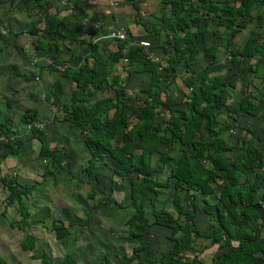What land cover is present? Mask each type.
Listing matches in <instances>:
<instances>
[{"label":"trees","instance_id":"trees-1","mask_svg":"<svg viewBox=\"0 0 264 264\" xmlns=\"http://www.w3.org/2000/svg\"><path fill=\"white\" fill-rule=\"evenodd\" d=\"M197 1L200 6L196 5ZM27 5H37L38 0H24ZM136 8L135 0H131ZM164 5H170L168 17L160 16V25L148 30L149 36L163 34V53L169 55L162 64L152 62L143 55L139 45L130 48L125 53L126 39L117 40V50L109 53L105 58L99 53L98 45H90V53L76 68L69 66L58 58L60 47L57 37L65 35L63 24L66 18L57 13L43 12V18L37 19L26 30L27 34L36 36L32 42L33 52L42 51L49 61L47 69L73 84L70 93L69 107L71 125L78 128L84 140L85 147L90 152L85 173L88 177L93 174V169L98 163H104L109 157L117 164L115 172L125 175L131 171L137 173L136 181L130 183L129 206L135 211L130 217L128 225L133 229L127 236V240L134 242L141 238L147 227V219L144 214L143 203L148 200V192L155 191L163 184L153 180L152 175L158 169L168 167L170 176L175 180L172 204L176 215L167 210L157 211L152 208V215L156 218L155 224L162 228L171 229L170 240L172 248L167 252L153 250L149 243L140 241L132 249V254L125 260L130 264L137 260V264H188L185 255L194 249L197 239L210 240L211 244L221 249H228L227 253L220 254L211 260V264H264V191L259 204L254 200V192L257 185L239 184L238 181L251 171L256 163H264V155L254 147V135L251 134L247 145L240 149L239 154L233 160L225 157L224 152L230 148L223 144H215L207 141L205 133H199L197 128L203 125L205 132L220 135L229 129L228 125H221L214 114L215 109L224 107L228 118L240 113L247 117H257L264 112V94L253 87L252 81H248L250 90L241 88L242 98L237 107L231 104V96L227 88L237 87V82L231 80L228 83L222 81L220 75L209 76L219 71L217 66L208 63L200 73L188 74L182 80L185 85L183 90L186 109L172 110L175 105L170 98L161 100L152 94L151 101L145 100L141 104L133 105L126 97L125 87L119 84V77L113 76L110 84L115 86L112 97L90 102L92 92L102 91L108 79V67L117 64L123 58L128 62L130 70L142 71L150 74L151 90H157L160 79V71L175 73L178 63L184 61L185 71L191 70V61L200 53L215 57L217 49L213 46L206 47L204 40L205 26L197 25L194 31L189 29L187 18L191 14L199 12L203 7L208 12H220L219 21L226 27L224 33L229 37L222 39L220 44L231 57L232 64H249V70L255 77L264 76V46L258 44L257 37H250L244 46L229 50L233 44L239 28L244 27V21L249 12L257 7L264 6V0H163ZM80 11L79 7L72 11ZM82 11V10H81ZM82 14V13H81ZM83 16V15H82ZM262 14H258L256 25L261 26ZM44 22L48 29L43 35H38L37 25ZM235 25V27H234ZM67 36L75 39L78 35L86 34L97 37L99 29L90 32L89 29L66 28ZM131 42H129L130 44ZM170 44L173 53L169 54L165 45ZM92 60V63L89 62ZM39 72L42 67L37 68ZM168 80L176 83V77L168 76ZM198 83V92L193 90V85ZM48 96L53 99L52 105H59L62 96V84L56 80L50 86ZM87 106V108H86ZM170 113V116L164 112ZM161 117L162 123L154 125L155 119ZM28 124L33 120L30 117ZM170 133V136L166 134ZM11 130L5 124H0V148L9 150L10 155H17L24 146L25 141L14 140ZM122 138L120 146H112L115 138ZM40 148L38 156L49 159V170L54 171L69 166L66 155L60 148L50 149L43 140H39ZM178 141L182 146L190 147V150L180 148L181 157L173 159L167 153H161L153 168L151 158L160 145H172ZM4 157V156H3ZM4 159L0 157L1 160ZM207 162L206 167L201 163ZM258 177V175L256 176ZM221 182V191L218 195V203L211 205L205 203L203 212L209 217L208 226L204 232H199L195 226L197 215L198 195H211L214 192L212 184ZM0 183L8 192V202L18 205L20 220L17 226L20 230L36 226L39 221H28L29 214L24 210L22 199L35 190L43 188L45 182L34 183L31 186L20 185L12 179L0 178ZM182 193V194H181ZM96 185H92V193L89 199L96 195ZM108 203H114L107 195ZM184 201V203H182ZM102 202L93 204L97 209ZM257 207L260 209H257ZM164 214L165 217L160 216ZM248 221H253L250 225ZM72 223L64 225L59 220L52 221V231L55 238L61 240L68 236ZM34 239L29 236L28 241ZM28 242L22 243L23 249L29 250ZM144 252L143 259L140 253ZM106 259H100V264H105ZM0 264H5L0 258ZM48 264V263H47ZM62 264H75L70 253L65 255Z\"/></svg>","mask_w":264,"mask_h":264},{"label":"rangeland","instance_id":"rangeland-1","mask_svg":"<svg viewBox=\"0 0 264 264\" xmlns=\"http://www.w3.org/2000/svg\"><path fill=\"white\" fill-rule=\"evenodd\" d=\"M38 1L37 5H27L24 0H0V124L17 130L18 140L26 142L15 156L10 155L8 149L0 148V157L4 158L0 162V178L6 177L25 186L45 182L43 188L22 199L24 210L29 214L28 221L42 220L36 226L27 227L25 230H20L17 226L20 220L17 203L9 204L8 192L0 183V258L5 264H62L65 255L70 253L78 264H99L103 257L107 258L105 264H125V260L132 254L133 247L140 241L148 242L155 251L167 252L173 245L169 239L171 229L159 227L154 223L156 218L152 215V208L159 212L167 210L176 215L172 204L175 180L170 176L169 168L158 169L152 175V179L163 184V187L155 189L157 195L155 191L147 193L148 200L143 203L148 222L145 233L134 242L128 241L127 236L133 230L128 225V220L135 215L134 209L128 205L130 183L136 181L138 175L134 171L125 175L117 174L115 172L117 163L109 157L104 159V163L95 166L90 177L86 175L84 170L88 165L90 152L84 145L80 130L71 125L69 100L73 84L61 78L58 73L47 69L49 61L45 54L32 50V42L36 40V36L26 33L37 19L43 18L45 11L66 18L62 26L65 35L56 39L60 47L58 58L76 68L90 53L91 44L98 45L99 53L104 58L116 51L117 40L113 39L112 33L125 32L127 42L125 53L133 44L139 45L142 42L138 43L139 39L145 35L149 36L146 28L153 30L160 25L159 15L165 13L166 9L163 0H135L138 11L133 7L131 0ZM76 7H79L80 11H72ZM195 16L191 14L187 18L190 23L189 29L195 30L197 24L202 21L206 22L205 25H211L214 21L215 26L209 27L213 32L212 36L208 35L207 45H217L220 39L226 38L223 37L227 36L223 32L226 25L218 24L219 15L206 16L203 11ZM70 27L89 29L90 32L99 29L100 34L92 37L86 33L73 39L66 35V28ZM47 29L44 22L38 23L37 34L44 35ZM244 34L246 33H242L241 36ZM161 40L165 41L164 35L157 40L154 39V42L157 41L155 49L163 47L164 43ZM169 45L165 47L169 54H172L173 50ZM146 52L143 51V55L149 59L148 56L152 52ZM155 56L157 53L153 55V59ZM222 58L225 61L221 62L220 67L223 69L222 78L225 83L239 80L236 88H229L231 104L234 107H237L242 98L240 89L250 90L248 89L250 80L253 87L264 94V76L260 78L263 80L254 79L249 64L236 65L232 64L227 56ZM125 59L108 68L109 75L102 93L92 92L90 102L101 97L113 96L116 87L110 82L116 74L122 78L121 86L125 84L129 86V96H132L136 91L137 82L134 76L136 74L134 70H130L131 67ZM162 60L166 61L165 56ZM89 62L92 63V60ZM163 64L165 66V63ZM38 67H42L40 72ZM168 76L169 74L166 75ZM137 78L139 82L145 80L141 76ZM56 80L62 81V96L59 105H52L53 99L48 96V92ZM176 85L180 87L182 84L176 82ZM218 114L220 124H227L229 129L215 135L205 132L204 128H197L199 133H205L207 141L230 148L223 155L233 160L240 149L247 145L252 134L255 149L264 155V112L251 119L240 114L232 115L233 119L230 117L225 119L222 116L225 114L224 110ZM30 117L33 122L28 124ZM11 134L16 136L15 132ZM166 134L170 136L169 132ZM38 139L43 140L50 149L60 148L65 153L69 166L48 171L49 159L38 156L40 148ZM121 141L122 138H115L111 142L112 146H120ZM180 148L190 150L188 146L181 147L178 141L169 146L160 145L151 158L153 168H157L155 162L161 153H167L175 160L181 157ZM201 165L206 167L208 163L203 162ZM238 183L257 185L254 200L260 206V198L264 191V163H256V166ZM93 184L96 185L97 194L92 200L87 196L92 193ZM220 186L221 182L212 184L214 192L211 195H198L195 226L201 233L209 222L203 207L205 203L211 205L218 203ZM107 195L114 203H108ZM96 202H102L104 205L93 209L92 206ZM160 217L164 218L165 215L162 214ZM53 220H59L64 225L72 223L68 236L61 240L55 238L52 231ZM248 223L253 225V221ZM29 236L34 239L28 241ZM24 242H28L29 246L32 244L29 250L23 249ZM227 252L228 249H221L211 244L210 240L197 239L194 249L185 255V260L188 264H211L214 257ZM144 256V252L140 253L141 259ZM130 264H137V260Z\"/></svg>","mask_w":264,"mask_h":264},{"label":"crops","instance_id":"crops-1","mask_svg":"<svg viewBox=\"0 0 264 264\" xmlns=\"http://www.w3.org/2000/svg\"><path fill=\"white\" fill-rule=\"evenodd\" d=\"M194 3L196 5H198V6H200V4L197 1H194ZM165 7H166L165 13H162V14H164L165 17H168L169 14H170L171 7H170V5H166ZM203 11H205L206 16H211L213 14V15H219V17H220V12H217V13L208 12L207 9H205L203 7H200L199 8V12H203ZM199 12H197L195 14H198ZM260 13L262 14V20H261V26L258 27L256 25V22L255 21H256V18L258 16V14H260ZM162 14H160L159 16H161ZM195 14H194V16H195ZM205 23L202 21L201 23L199 22V24H197V25H203V26H205V28H206L205 29L206 31L204 33L205 45H206V47H211V46L207 45L206 42H208V35H211L212 36V33L211 32H213V29H210L209 27L215 26V25H214V21L211 23V25H205ZM218 24H220L219 18H218ZM146 29L147 30H151V29H148V28H146ZM239 29H240L239 32L237 33L235 39L233 40V44L229 46V50H235L236 49L235 48L236 46L237 47L244 46L245 43L247 42V40L250 37H253V35H254V37L259 38L258 39V44L261 45V46H264V6H262L261 8L260 7H257V8L252 9L249 12V14L247 15V17L245 18L244 27L239 28ZM190 30L191 31H194L192 28ZM242 33H246V34H244L243 37H242L241 36ZM161 35H163V34H157V35H154V36H147V35H145L143 38H141V39L138 40V43L140 41H142L140 43H147L148 44V47L142 48V50L145 51V52L147 51L146 53L152 52L153 55L155 53H157V56H155V59H153V55L152 54H149V56H148L149 59L152 62H157V63L163 64V63H165V61L163 62L162 58H164V56H165V59H167L168 56L163 53L162 48L155 49L156 48L155 46H156L157 41L154 42V39L157 40V38L160 37ZM223 37H226L224 39H228L229 38L228 36H223ZM161 42H163V40H161ZM220 42H221V39L219 40V43L217 45H214L213 46V47H215L217 49L216 56L215 57H211V56H206L203 53H200L194 60L191 61V70H190L189 73H187L185 71L184 61H181L180 63H178L176 65L175 73H168L165 70H161L160 73H161L162 78L159 81L158 89L157 90H151V87H150L151 86V77H150V74H148L146 72H142V71L141 72L140 71H134L135 74H136L134 76H135V80H136L137 83L135 84L136 85V91H134V93H132V96H131L132 98L129 96V86L128 85L126 86V84L124 85L126 97L128 99H131L132 100L129 103H131L133 105H137V104L143 103L145 100H148V101L150 100L151 101V97L150 96L152 94H154L155 96H157L161 100H166L167 98H170L171 100H173L174 103H175V105L171 107L172 110H183V109H186V105L184 104L185 102H183L184 96L182 94L183 93V90H185V85L182 82V80L184 78H186V76L188 74H197V73H200L202 71V69L208 63H212L214 66H217L219 68V71H217L215 73H212L209 76L220 75L221 78H222V76H223L222 70L223 69L220 67V65H221V62L225 61L224 58H222V57L223 56L224 57L227 56V58H229V59H231V57L227 55V51L221 46ZM152 44H155V45H152ZM134 46L137 47L139 45L133 44L132 49H134ZM37 52H42V51H36L35 53H37ZM159 53H160L161 56H159ZM231 66H232V64H231ZM228 67H229V65H228ZM250 73H252V72L250 71ZM168 74H169L170 77L175 76L176 77V82L177 83L180 82L182 85L179 87V86L176 85L175 82H170L168 80V77H166V75H168ZM252 74L254 76L253 77L254 79L263 80V79H260V78L255 77L254 73H252ZM115 76H118L119 77V84H121L123 82L122 81V78L118 74H116ZM139 76L143 77V79H145V80L142 81V82H139V80H137L138 79L137 77H139ZM126 77H128L127 74H126ZM58 81L62 84V81L61 80H58ZM66 81H68V80H66ZM222 81L225 82L223 80V78H222ZM167 87H168V89H167ZM192 88H193V90L195 92H198V83H195ZM229 88L230 87H228L227 90L230 93ZM99 92L102 93V91H99ZM100 99H103V98L101 97V98H98L96 100H100ZM222 110L225 111L224 107H221L220 109H215L214 110L215 117H216V119H217V121L219 123H220L219 120H221V119H219V114L218 113H219V111H222ZM164 113L169 118L170 113H168L166 111ZM227 115L228 114H227L226 111H225V114H222V116L225 117V119H230V118H228ZM240 115H243V114L240 113ZM249 118L251 119L253 117H249ZM160 123H162V119H161V117H157L155 119L154 125H157V124H160ZM200 128H203V125H201ZM9 129L11 130V132H15L16 133V136L14 135L12 138L14 140H18V138H17V135H18L17 134V130H15L14 128H9ZM19 141H22V140H19ZM105 259H107V258L105 257ZM75 263L78 264L76 262V260H75Z\"/></svg>","mask_w":264,"mask_h":264},{"label":"built area","instance_id":"built-area-1","mask_svg":"<svg viewBox=\"0 0 264 264\" xmlns=\"http://www.w3.org/2000/svg\"><path fill=\"white\" fill-rule=\"evenodd\" d=\"M112 37L113 39L115 40H120V41H123L125 39V32H116L115 34L112 33ZM142 48H146L148 47V44L147 43H140L139 44ZM162 67L165 68L166 67V64L164 66V64H162Z\"/></svg>","mask_w":264,"mask_h":264}]
</instances>
